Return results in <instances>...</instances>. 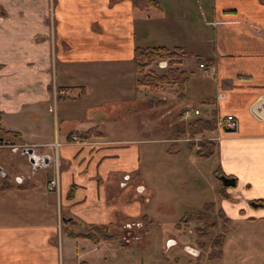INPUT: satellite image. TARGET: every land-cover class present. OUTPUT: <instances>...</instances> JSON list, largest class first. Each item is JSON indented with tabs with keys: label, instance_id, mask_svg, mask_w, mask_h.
Masks as SVG:
<instances>
[{
	"label": "crops",
	"instance_id": "0c3cea01",
	"mask_svg": "<svg viewBox=\"0 0 264 264\" xmlns=\"http://www.w3.org/2000/svg\"><path fill=\"white\" fill-rule=\"evenodd\" d=\"M155 1L140 10L131 0H0V128L19 134L0 142V264H71L63 254L72 249L57 243L63 229L76 245L90 239L71 234L90 225L130 233L135 220L147 233L161 206L193 211L203 189H217L204 204L229 219L222 256L230 235L243 250L242 232L247 250L264 251V114L252 109L264 104V2ZM155 46L185 53L177 65L189 73L182 100L155 99L136 83L134 49ZM111 90L133 106L134 125L113 115ZM185 106L205 119L216 113L217 128L203 133L216 146L206 182L195 152L178 159L185 137L169 135L171 112ZM229 114L234 131L218 126ZM88 129L101 135L81 139ZM55 141L59 191L48 189ZM215 170L234 183L221 185ZM165 240L177 245L170 234Z\"/></svg>",
	"mask_w": 264,
	"mask_h": 264
},
{
	"label": "rangeland",
	"instance_id": "374dc122",
	"mask_svg": "<svg viewBox=\"0 0 264 264\" xmlns=\"http://www.w3.org/2000/svg\"><path fill=\"white\" fill-rule=\"evenodd\" d=\"M151 67L154 69H152ZM167 69L168 65L166 68L160 70L159 68H155L154 64L146 68L145 71L148 72V70H152L155 73L161 74L166 72ZM196 76L202 77V74L197 70ZM103 78H105V80L109 83L117 82L114 75H107ZM165 88L166 86L162 84L158 85L156 88L150 87L151 91H153L154 94L153 98L162 99L163 97H165V99H163L164 101H173L176 97L177 89L171 88V90H167ZM171 95L173 96V99ZM105 97L110 100L115 99L114 101L110 102V105H113L114 107L113 115L118 116L121 119V122H124L126 124L131 123V125H134L135 117L132 118V116L136 114L134 113L133 106L129 108L126 107V105L124 104L125 100L123 99V96H121V99H119V90H111L109 93L105 94ZM189 102L195 103L193 99H190ZM154 103H157V101H155ZM173 105H176V103ZM197 106L200 108L203 114L207 113V108L204 107V104L197 103ZM181 109L182 108H178L176 109V111H173L175 115L174 113L172 114V112L170 114L171 133H169V135L171 138L176 137L175 126L182 123L179 118V112L181 111ZM200 135L201 138H205L203 137V134ZM193 136L189 131L186 130L181 138ZM188 142L183 141L179 143L181 152L178 159H186L190 153L195 152V148H191L188 145ZM197 158H199L197 160L199 162L198 165L202 175V182H204V180L206 182L207 178L210 177L213 173L215 160L209 158H201L198 156ZM182 190L184 191V193H187L185 189ZM215 193L218 194L217 189H215V191L214 189L208 191L203 189L201 195L197 198V200H195V203L198 206L194 207L196 209L189 212H201L203 210L204 201L212 200V198H215ZM174 207L175 206L172 205L161 206L159 208L158 218H155L154 220H152V222L148 223L147 233H145V226L143 225V223L142 225L140 223V226H136V224L138 223L134 222L135 220H128L129 223L131 222V224L134 225L132 226L130 233L123 232L125 230H121L118 232L119 237L116 239L118 240L119 244L114 239L104 240L103 238H100V242L85 240L83 242H80L79 245H76L71 241H67V238L69 239V237L64 229L62 230L61 235L59 233L57 243L60 247L61 243L63 244L64 251L67 245H69L70 250L72 249V254L68 253V256L66 254H63L64 258L72 259L69 260L71 264L75 263L76 261H82L84 264H216V260L209 261L207 259V254L209 253L211 247V241L219 237L223 233L225 237V233L230 228V225L228 227L227 225L225 226V221L220 218L218 214L217 216L214 215L216 210L215 206H213L211 211V219L216 222L217 229L210 230L208 231V234L206 236L201 237L197 233V228H201L202 223L197 220L190 221L187 224L181 221V224H179V228L175 227V225L180 222L182 216L186 211L184 213H181L179 208ZM180 207L184 208V206ZM73 227L76 228V226ZM173 230L177 231L179 235H176ZM169 234L177 239V245L167 247L168 245H171V243L168 244L167 242H165V238ZM248 237L249 236L244 234L243 232L240 234L238 246L243 247V250H237L234 249L235 246L233 245L232 235H230V237H228L227 246L224 248V256H222L220 264H258L264 261L263 250L258 248L247 250L245 248ZM123 243L129 245L123 247L120 245ZM189 248H192L195 251L194 253L196 254L194 256L188 253Z\"/></svg>",
	"mask_w": 264,
	"mask_h": 264
},
{
	"label": "trees",
	"instance_id": "16d2710c",
	"mask_svg": "<svg viewBox=\"0 0 264 264\" xmlns=\"http://www.w3.org/2000/svg\"><path fill=\"white\" fill-rule=\"evenodd\" d=\"M132 4L135 8L144 10L148 7H155L156 1L155 0H131ZM264 2V0H261ZM185 57V53L183 49L180 47L174 48H167L164 46H155V47H137L134 49L133 54V67L136 73L138 74L136 83L138 85H142L148 88H156L158 85H168L173 86L176 91V99L182 100L184 98V91L186 82L189 79V73L185 70L180 69L177 65L181 63L182 58ZM159 60H165L168 65V69L166 72L158 74L154 71L146 72V68L150 67L151 65H156ZM201 61V60H197ZM151 90V89H150ZM161 101V100H160ZM185 107H192V106H185ZM184 107V108H185ZM183 108V109H184ZM183 109H181L183 111ZM181 114V113H180ZM179 114V118L180 115ZM181 123V122H179ZM217 128V120H216V113L212 114L210 119H205L200 116H196L188 120V122H182L181 124H177L175 126V136L182 137L184 133L187 131L190 134L197 135L203 134L207 131H213ZM101 135L100 132L94 129H88L84 132L79 134V137L83 140L92 138V137H99ZM19 134L16 132L5 131L0 128V142H8L11 138L18 137ZM1 142V143H2ZM176 147H178L177 143H173ZM188 145L191 148H196L195 154L201 158H209L213 155L215 150V143L206 138H202L196 142L189 141ZM171 152L170 149H168ZM176 151V150H173ZM215 174L221 180V176L218 170H215ZM222 185V182L220 181ZM74 191V186H71L70 191L68 193V197H71ZM213 208V203L209 202L203 205V210L199 213L197 212H185L182 216L179 223L175 225L176 228H179V224L183 221L187 224L190 221L197 220L202 223L201 228H197V233L199 236L203 237L208 234V231L217 229V224L215 221L211 219V211ZM218 216L225 221V226H229V219L224 216L223 213L218 211ZM144 218V217H143ZM144 226L145 223H144ZM226 231V229H225ZM71 236L75 237H84L88 238L93 242H97L99 238H103L105 240L116 239L118 238V233L112 232L108 225H90L87 227L85 232L81 234H71ZM224 233L221 234L219 237L213 239L211 241L210 251L207 254V259L211 260H220L222 258L223 252V242H224ZM123 247H126L127 244L123 243ZM200 261V260H199ZM212 264V263H209ZM220 264V263H218Z\"/></svg>",
	"mask_w": 264,
	"mask_h": 264
},
{
	"label": "built area",
	"instance_id": "2783aa9c",
	"mask_svg": "<svg viewBox=\"0 0 264 264\" xmlns=\"http://www.w3.org/2000/svg\"><path fill=\"white\" fill-rule=\"evenodd\" d=\"M217 23L216 22H213V25H216ZM200 67H203L204 65L201 63L199 65ZM162 99H165V97H163ZM264 103V101H263ZM262 105H256L254 104L252 109H253V112L260 116V114H264L263 113V110H262ZM180 120L182 122H187L188 120H190L191 118H194L196 116H200V111L199 109L197 108H194V107H185L183 109V111L181 112L180 114ZM218 126L221 127L222 126V129L225 130V131H234L236 129V126H237V120L236 118L229 114V115H226L225 118L220 122L218 123ZM199 134L197 135H194L193 137H186L185 139L187 141H198L200 139H202L200 136L198 137ZM74 139H76V137H74ZM182 138H178L176 139L174 142H177V141H180ZM52 145H54V150H55V155L53 157V165L55 167L54 169V172H53V175L52 177L49 179L48 181V189L49 190H52V191H59V186H60V178H59V171H58V160H57V147H58V143L55 141L52 143ZM40 166L42 167H46L47 164H40ZM126 227H131L130 224H126L125 225Z\"/></svg>",
	"mask_w": 264,
	"mask_h": 264
},
{
	"label": "water",
	"instance_id": "95a60500",
	"mask_svg": "<svg viewBox=\"0 0 264 264\" xmlns=\"http://www.w3.org/2000/svg\"><path fill=\"white\" fill-rule=\"evenodd\" d=\"M23 152H27L29 155H32L33 154V150L31 148L29 149H23ZM31 163H34V159L31 157L30 159ZM221 181L224 185H230V184H233L234 182H232L230 179L228 178H221ZM232 182V183H231Z\"/></svg>",
	"mask_w": 264,
	"mask_h": 264
},
{
	"label": "flooded vegetation",
	"instance_id": "af4514ba",
	"mask_svg": "<svg viewBox=\"0 0 264 264\" xmlns=\"http://www.w3.org/2000/svg\"><path fill=\"white\" fill-rule=\"evenodd\" d=\"M8 143V142H7ZM40 164H44V162H41ZM46 164V163H45ZM167 247H169V245L167 246ZM186 249V248H185ZM189 249H190V251H189ZM188 249V253L190 254V255H192V256H194L196 253H194L195 251L192 249V248H189Z\"/></svg>",
	"mask_w": 264,
	"mask_h": 264
}]
</instances>
